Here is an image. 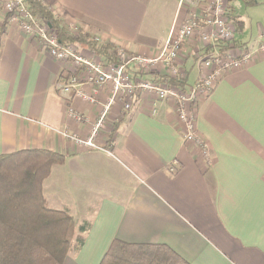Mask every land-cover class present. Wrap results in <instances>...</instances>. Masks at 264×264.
I'll list each match as a JSON object with an SVG mask.
<instances>
[{"label": "crops", "instance_id": "0c3cea01", "mask_svg": "<svg viewBox=\"0 0 264 264\" xmlns=\"http://www.w3.org/2000/svg\"><path fill=\"white\" fill-rule=\"evenodd\" d=\"M41 1L71 30L143 57L153 56L186 15L179 0ZM231 1L230 18L242 29ZM263 41L262 29L251 46L235 39L252 59L224 71L208 94L187 104L200 143L184 139L176 98L140 89L128 110L121 99L109 106L95 137L98 150L63 133L88 137L111 85L94 93L82 83L94 102L63 94L65 63L0 19V155L42 148L62 154L42 183L46 204L67 210L77 225L90 224L63 264H99L114 239L166 245L188 264H264ZM195 48L185 45L177 60L182 87L162 81L160 65L140 72L131 64L127 72L133 81L186 93L206 72Z\"/></svg>", "mask_w": 264, "mask_h": 264}, {"label": "built area", "instance_id": "2783aa9c", "mask_svg": "<svg viewBox=\"0 0 264 264\" xmlns=\"http://www.w3.org/2000/svg\"><path fill=\"white\" fill-rule=\"evenodd\" d=\"M229 0H179L178 8L184 9L186 15L182 22L174 23L162 47L151 57L128 54L117 46L118 62L108 63L86 48L74 44L61 43L49 25L33 16L25 0H0V19L16 24L28 37L35 40L38 47L50 57L65 63V79L59 89L66 95H80L94 102L93 96L81 91L82 83H89L93 92L104 85H111V95L107 104L93 125L91 134L86 138L63 133L74 143L89 149L103 148L96 142L99 129L104 126L106 113L111 104L123 100L125 109H129L135 99L137 90L153 91L160 100L174 97L177 113L184 124V139L200 143L195 134L194 117L187 112V104L208 94L224 71L238 67L253 57L251 51L243 49L235 42L236 28L230 18ZM185 45L195 46L194 56L206 72L186 93L175 92L166 84L153 81L132 80L127 72L133 64L138 71L147 72L160 65L165 76L180 78L178 58ZM264 49V41L260 47ZM79 119L80 117H76ZM173 171V168H170Z\"/></svg>", "mask_w": 264, "mask_h": 264}, {"label": "trees", "instance_id": "16d2710c", "mask_svg": "<svg viewBox=\"0 0 264 264\" xmlns=\"http://www.w3.org/2000/svg\"><path fill=\"white\" fill-rule=\"evenodd\" d=\"M25 2L29 12L47 23L61 43L86 48L108 63L118 62L113 43L80 29L71 30L41 0ZM231 20L238 30L240 23ZM161 80L179 87L185 83V77L162 76ZM63 160L62 154L43 148L0 155V264H63L70 251L81 247L90 224L77 225L67 210L50 208L42 192L52 166ZM99 264L188 263L166 245L114 239Z\"/></svg>", "mask_w": 264, "mask_h": 264}, {"label": "rangeland", "instance_id": "374dc122", "mask_svg": "<svg viewBox=\"0 0 264 264\" xmlns=\"http://www.w3.org/2000/svg\"><path fill=\"white\" fill-rule=\"evenodd\" d=\"M231 4L236 15H238L244 23L242 29L236 30L235 39L249 46L253 45L257 42L260 30L262 29L264 31V0H256L255 4H249L244 0H232ZM166 15L167 14H164V16L161 17V19L165 18L164 24L167 19ZM159 26H162V23L159 22ZM195 68L196 65H194V69L188 78L189 81L193 78Z\"/></svg>", "mask_w": 264, "mask_h": 264}]
</instances>
